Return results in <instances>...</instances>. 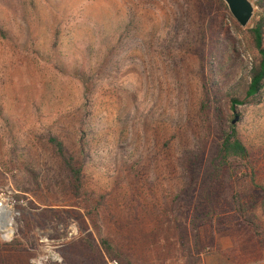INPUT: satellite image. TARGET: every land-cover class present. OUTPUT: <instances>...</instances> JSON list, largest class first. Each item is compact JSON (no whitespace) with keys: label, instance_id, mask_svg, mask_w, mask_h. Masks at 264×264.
<instances>
[{"label":"rangeland","instance_id":"obj_1","mask_svg":"<svg viewBox=\"0 0 264 264\" xmlns=\"http://www.w3.org/2000/svg\"><path fill=\"white\" fill-rule=\"evenodd\" d=\"M251 1L264 18V0ZM252 21L242 28L222 0H0V203L14 218L0 264H264L250 178L229 190L248 197L262 235L227 203L217 213L189 170L217 140L208 61L221 93L243 90ZM221 116L238 117L247 173L264 188V90L235 110L223 98ZM53 136L83 165L80 198Z\"/></svg>","mask_w":264,"mask_h":264},{"label":"trees","instance_id":"obj_2","mask_svg":"<svg viewBox=\"0 0 264 264\" xmlns=\"http://www.w3.org/2000/svg\"><path fill=\"white\" fill-rule=\"evenodd\" d=\"M252 22L254 27L247 31H242L239 41L240 48L244 49V52L252 58L243 73L241 81L244 83L243 90L238 85L232 87L226 93H221L214 69L217 64V58H210L208 61L211 71H209L204 82L205 104L206 109L208 111L212 109L215 114L214 130L217 140L207 154V149L203 151L202 158L203 160L207 159V164L204 165L203 160L195 157L189 170L192 173V181L195 182V186L199 182H203V188L211 198L212 207L215 208L217 213L221 214L225 210L224 203H227L232 215L240 223L256 232L257 235H262V227L256 221V216L252 212L254 207L249 206L248 197H243L240 193L231 195L229 183L235 175L242 176V178H250L254 188L258 191V199L262 200V203H264V188L255 183L254 171L251 174L247 173L249 151L241 141L237 129L233 125V120L227 121L221 116L223 98L235 110L239 106L245 105V101L248 100L257 103L264 90V18L257 19L255 15ZM243 98H245V101ZM49 143L53 146L69 175L73 196L75 198L82 197L84 190L83 165L78 162L75 155L59 137H51ZM209 164H212V168H209ZM204 167H207L212 174H207ZM218 217L221 218L220 215ZM181 223L183 222L181 221ZM226 230L223 229L222 231ZM85 243L89 250L93 253L96 252L95 247L90 242ZM101 247L109 259L120 257L109 240L101 239ZM94 264H102V262L99 259L97 260L96 257Z\"/></svg>","mask_w":264,"mask_h":264},{"label":"water","instance_id":"obj_3","mask_svg":"<svg viewBox=\"0 0 264 264\" xmlns=\"http://www.w3.org/2000/svg\"><path fill=\"white\" fill-rule=\"evenodd\" d=\"M228 7L233 18L242 28H247L255 16L256 6L251 0H222ZM238 117L233 121L235 125Z\"/></svg>","mask_w":264,"mask_h":264},{"label":"bare ground","instance_id":"obj_4","mask_svg":"<svg viewBox=\"0 0 264 264\" xmlns=\"http://www.w3.org/2000/svg\"><path fill=\"white\" fill-rule=\"evenodd\" d=\"M0 227L4 238L9 239L12 236V216L11 212L3 205L0 206Z\"/></svg>","mask_w":264,"mask_h":264},{"label":"built area","instance_id":"obj_5","mask_svg":"<svg viewBox=\"0 0 264 264\" xmlns=\"http://www.w3.org/2000/svg\"><path fill=\"white\" fill-rule=\"evenodd\" d=\"M8 201V204L11 206V207H13L14 205H16L17 204V201H15V200H10V197L7 199ZM1 205H3V206H5L4 205V202L3 203H0V206ZM9 205H7V206H9ZM9 206V207H10ZM6 207V206H5ZM10 212H11V216H12V227H13V220H14V218H13V213H12V211H11V208L9 209L8 207H6ZM0 229H1V232H2V228L0 227ZM2 234H3V232H2ZM4 236V235H3ZM115 264H117V263H115Z\"/></svg>","mask_w":264,"mask_h":264}]
</instances>
